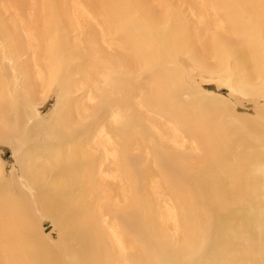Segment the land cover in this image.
<instances>
[{
    "label": "bare ground",
    "instance_id": "6f19581e",
    "mask_svg": "<svg viewBox=\"0 0 264 264\" xmlns=\"http://www.w3.org/2000/svg\"><path fill=\"white\" fill-rule=\"evenodd\" d=\"M182 1L192 30L147 0H0V143L20 170L0 163V264H264V104L236 115L193 81L180 98L186 59L264 102V0ZM185 138L199 156L173 152Z\"/></svg>",
    "mask_w": 264,
    "mask_h": 264
},
{
    "label": "rangeland",
    "instance_id": "374dc122",
    "mask_svg": "<svg viewBox=\"0 0 264 264\" xmlns=\"http://www.w3.org/2000/svg\"><path fill=\"white\" fill-rule=\"evenodd\" d=\"M147 2L149 3V5L153 7L155 11H159L160 13H162L164 17L166 16V14H178L181 18V23L183 25L182 28H187V29L189 28L192 30L193 26L201 22V17L196 16L192 11H190L188 9L190 7L187 4H185L182 0H164V8H166V13L163 10V8L160 6V4H158L154 0H147ZM238 4L239 3L236 0H229L228 1L229 7L226 6V8H239L238 10L241 12V9H240L241 7ZM213 8L214 9L210 11V14L214 16V20L215 21L220 20L222 21V23H226V17L224 15V13L227 12L226 8L217 7V6ZM7 24L10 26L11 25L10 21ZM179 24L180 22L178 23V26H181ZM162 25H163L162 26L163 29L168 27V24L166 22H164ZM214 28H215V23L213 26L209 28L207 32L209 36L213 35L212 33H214L215 31ZM260 35L261 36L259 38L261 40L262 36L264 37V30L262 31ZM114 43H115V40L112 42V44ZM25 57L26 56H24V58ZM179 59L180 58H177V60ZM184 62L186 64V69L187 70L190 69V71L183 73L184 86L186 85L185 86L186 93H183L181 95L180 97L181 100H186L185 98L188 97L187 95L190 92L194 93L197 91V89L193 85L194 84L193 82H195L198 89L205 91L207 93H210V94L212 93V95L216 94L222 97L223 100H225L226 104L231 105V106L234 105L232 107L236 115L251 116L255 112L256 110L255 108L264 104L262 100L260 101V100H257L256 98L255 99L253 98L254 99L253 100L250 98L238 97L236 93H233L234 95L233 94L231 95L229 92V88L227 86H221V85L219 86V83L216 84L215 82L216 80L212 81L214 79H212L207 74H204V73L200 74V72L192 65V63H190L189 61L187 62L186 59H184ZM189 76H192V78L190 79ZM195 76L198 78H196ZM200 81L202 82V84H199L201 83ZM85 93L82 90L78 91V98H82ZM81 94L83 96H81ZM38 96L39 98L44 97V100L43 99L36 100L35 107L38 109V112L41 114L43 118V122H47L49 120V115L53 112L56 106V99H57L56 95L53 94L52 92L51 93L49 92L48 95H46L45 97L43 96L42 92H39ZM256 101H259V102L256 104L254 103ZM178 147L179 148L177 149H173V152L175 154H180V155L191 157V158L197 157L200 155L196 144L192 140H187L186 138L180 139L178 143ZM0 163L3 164L2 166L3 172L5 176L7 175L6 178H8L9 175L11 174V176H14V179L16 180L18 179V177L20 176V170L18 169L17 158L14 155L11 145H8L6 143H0ZM109 169L113 170V166L110 165ZM0 183L3 185L5 184V183H2L1 179H0ZM113 183L116 184L117 181H113ZM6 185L8 186L7 183ZM114 204L117 207H121L123 205V202L118 199V202H114ZM160 205L162 209H165V210H172V207H173L172 201L167 196H163L162 198H160ZM34 215H35L36 221L38 222V226L40 227V230L42 231V234L45 236L46 239H48L47 241L55 244L58 241V237H57L58 229L53 225V223L50 222L51 221L50 219H48V221L43 220V217H42L43 213L36 214L35 212ZM39 220L41 221V224ZM263 261H264V258H263Z\"/></svg>",
    "mask_w": 264,
    "mask_h": 264
}]
</instances>
